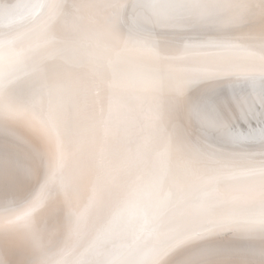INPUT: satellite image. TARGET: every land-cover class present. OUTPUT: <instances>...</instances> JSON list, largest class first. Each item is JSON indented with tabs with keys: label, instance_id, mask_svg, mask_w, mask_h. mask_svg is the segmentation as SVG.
Returning <instances> with one entry per match:
<instances>
[{
	"label": "snow or ice",
	"instance_id": "snow-or-ice-1",
	"mask_svg": "<svg viewBox=\"0 0 264 264\" xmlns=\"http://www.w3.org/2000/svg\"><path fill=\"white\" fill-rule=\"evenodd\" d=\"M0 264H264V0H0Z\"/></svg>",
	"mask_w": 264,
	"mask_h": 264
}]
</instances>
